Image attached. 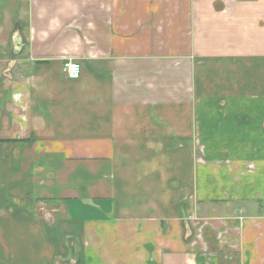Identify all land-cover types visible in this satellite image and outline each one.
<instances>
[{
    "label": "crops",
    "instance_id": "1",
    "mask_svg": "<svg viewBox=\"0 0 264 264\" xmlns=\"http://www.w3.org/2000/svg\"><path fill=\"white\" fill-rule=\"evenodd\" d=\"M0 264H264V0H0Z\"/></svg>",
    "mask_w": 264,
    "mask_h": 264
},
{
    "label": "built area",
    "instance_id": "2",
    "mask_svg": "<svg viewBox=\"0 0 264 264\" xmlns=\"http://www.w3.org/2000/svg\"><path fill=\"white\" fill-rule=\"evenodd\" d=\"M62 71L66 78L77 80L81 75V64L76 60H66L62 64Z\"/></svg>",
    "mask_w": 264,
    "mask_h": 264
}]
</instances>
